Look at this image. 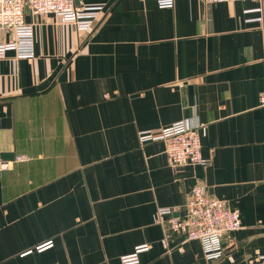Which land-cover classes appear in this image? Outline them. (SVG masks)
Wrapping results in <instances>:
<instances>
[{"label": "crops", "instance_id": "crops-1", "mask_svg": "<svg viewBox=\"0 0 264 264\" xmlns=\"http://www.w3.org/2000/svg\"><path fill=\"white\" fill-rule=\"evenodd\" d=\"M76 6L103 7L93 30L27 10L34 57L0 59V163H11L0 182V264H122L145 245L138 264L263 257L264 0ZM182 121L206 127V167L173 168L163 141L141 143V132ZM198 185L241 214L220 258L180 236L163 244L159 210L183 214Z\"/></svg>", "mask_w": 264, "mask_h": 264}, {"label": "built area", "instance_id": "built-area-1", "mask_svg": "<svg viewBox=\"0 0 264 264\" xmlns=\"http://www.w3.org/2000/svg\"><path fill=\"white\" fill-rule=\"evenodd\" d=\"M244 0H205L209 5L232 3ZM261 2L262 0H251ZM161 8H172L174 0H156ZM27 10L35 16L54 15L64 22L72 23L79 32H90L96 26L101 6H76V0H0V35L8 34L7 41L0 38V59L11 51L17 58H33L35 54V29L26 22ZM262 14V7L255 10ZM262 22V16L257 19ZM264 102V98L262 99ZM206 127H190L186 121L177 122L155 133H140L142 144L163 141L165 154L171 167L194 165L206 167L209 161L202 155V138ZM19 156L16 161H26ZM10 162L0 163V182L3 172L9 170ZM157 223L164 228L163 244L168 247L173 236L184 241H199L207 259L224 255L223 237L242 228L241 214L218 198L210 196L204 186H195L190 192L184 213L176 214L171 208L159 210ZM52 243L37 248L42 251ZM149 246L136 248L134 254L124 256L122 264H138V255ZM249 264H264V256Z\"/></svg>", "mask_w": 264, "mask_h": 264}]
</instances>
